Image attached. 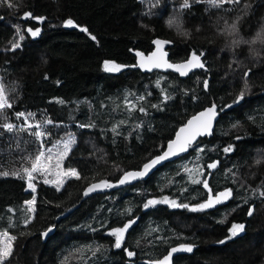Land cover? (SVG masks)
I'll return each mask as SVG.
<instances>
[{
  "label": "trees",
  "instance_id": "obj_1",
  "mask_svg": "<svg viewBox=\"0 0 264 264\" xmlns=\"http://www.w3.org/2000/svg\"><path fill=\"white\" fill-rule=\"evenodd\" d=\"M185 2L0 0V84L11 110L42 111L52 125L70 131L75 143L63 165L81 176L59 191L37 182L34 192L13 175L16 170L0 176V232L17 237L8 264H152L181 244L192 251L172 264H264V0H187V8ZM25 13L46 18L37 38L25 30L40 23L23 19ZM69 18L96 41L78 27H65ZM18 29L25 38L12 50ZM154 37L171 41L172 62L202 52L204 68L186 76L134 69L136 52L148 54ZM106 60L124 67L107 72ZM241 92L244 98L236 102ZM164 94L170 99L164 101ZM126 100L135 107L129 110ZM211 105L220 111L215 129L187 154L134 185L83 199L89 184L116 181L160 154L179 126ZM0 130L10 142L2 143L0 154H19L23 148L14 144L27 140L15 129ZM215 159L218 169H206ZM185 168L203 172L196 178L209 180L213 193L231 189V198L192 211L207 194ZM33 196L35 213L24 203ZM164 197L188 207L144 208ZM130 219L135 223L116 248L111 230ZM234 223L245 228L227 239ZM51 226L55 230L43 240L41 233Z\"/></svg>",
  "mask_w": 264,
  "mask_h": 264
},
{
  "label": "snow or ice",
  "instance_id": "obj_2",
  "mask_svg": "<svg viewBox=\"0 0 264 264\" xmlns=\"http://www.w3.org/2000/svg\"><path fill=\"white\" fill-rule=\"evenodd\" d=\"M210 3L216 4L217 0H209ZM229 2L234 3H240V0H229ZM183 7L187 8L189 7L187 0ZM34 19L38 22H43L46 18L44 17H33L31 13H25L23 19ZM174 22L170 21L169 24L172 26ZM65 27H78L80 30L84 33H88L91 40L96 41V37L91 35L88 32L87 27H81L79 25L75 24V21H73L71 18L67 19L64 22ZM177 29L179 30V24L176 25ZM19 34V29L17 30ZM27 33H29L32 37H37L41 29L39 27L35 28L33 30L32 28H27L25 30ZM229 31H235V28L233 27ZM182 35H188L186 32H181ZM24 35H19V39L22 41L24 39ZM258 38L259 34H258ZM264 42V40H262ZM170 42L168 41H161L159 39L154 40L153 44L157 46V50L153 51L150 55L145 56L142 52H136V55L140 57L138 65L140 68L144 69H151V68H170L175 69L181 76H185L188 74L189 71L192 69L204 68V64L201 62V57L204 55L202 52L198 55L196 50H193L190 54V57L182 63L179 64H171L168 63L164 57L166 53H164L160 46L164 44H168ZM234 44H238L239 41H234ZM20 47L19 43L12 44L11 48L12 50H15ZM104 69L107 72H117L120 71L122 65H119L115 63L114 61H104L103 63ZM248 74L245 73V76ZM47 78V77H46ZM157 86H159V81H157ZM204 86L207 87V81H204ZM247 87V86H245ZM244 98V92H241L240 95L237 97V101L239 102ZM140 100L145 99V97L141 96L139 97ZM170 99V97L167 94L163 95V100L167 101ZM60 103H63V101H60ZM126 105H128L129 110L134 108L135 105L131 101H125ZM12 104L9 102L8 97L5 95V92L3 90V87L0 86V116H4V119L7 120V116L4 115L5 110L11 109ZM156 107V106H153ZM230 107V106H226ZM139 111L143 112L145 109L143 107L139 108ZM16 118L19 120L20 118H23L24 123L22 125H15L11 122H6L3 125H0L4 130L7 132H12L14 129L19 131H27L30 132L32 136H34L38 141H40V148L35 154L34 158L31 160L26 161L30 164V166L22 167L20 171L14 172L13 175L17 176L18 178L26 179L27 181V187L31 189L33 192L35 191V184L33 183L34 180L37 178V174L43 177V183L44 184H50L54 185L56 190L59 191L62 186L64 185L65 181L69 178H75L77 180L81 179L80 173L75 168H63V162L68 156V153L70 151L71 145L75 142L71 137L63 142H58L57 145H54L53 147L45 148V137L49 135L47 132H45L43 129L45 125L52 124L53 121L46 120L43 122H36L31 123L34 114H25L23 112L16 113ZM217 115L216 112V106L213 105L210 108L205 109L203 112H200L196 116H194L192 119L188 120L187 123L183 126H181L175 133V138L170 140L162 151V153L156 157L150 158L149 162L145 163L140 171H128L124 172L121 178L118 180L119 185H123L125 183H129L133 180H136L138 178L144 177L147 175L153 168H155L157 165L162 164L164 161L171 159L172 157L178 156L181 153L187 152L190 148L193 147L194 143L197 141V138L202 135H210L212 130V124L213 120L215 119ZM123 123V121L121 122ZM119 127V125H117ZM32 129H35V131H32ZM116 129L114 128L113 131ZM163 147V146H162ZM55 149V150H54ZM199 151H204V149H199ZM224 151L230 152L232 151V147L229 146L224 149ZM257 163H260V161H257ZM218 162H212L210 164H207L205 166L206 169H215L217 167ZM185 171L189 173L190 177L192 178L193 183L203 184V187L208 190V198L204 203L198 204L194 207H192V211H202L204 209H210L214 207L217 204L222 203L223 201L227 200L232 195L231 189H226L224 192H219L216 194L212 193V190L209 188V184L207 179L200 180L196 177L198 175H203L204 173L201 171H198L197 168L188 169L185 168ZM3 175H8L7 172H4ZM51 177V178H50ZM113 183L107 181V180H101L98 183H94L89 185V187L85 190L84 195H88V193L95 191L100 188H110L114 187ZM261 196H264V192L260 193ZM25 205H27L26 211L35 213V204H36V197L33 196L31 200L25 201ZM156 204H168L170 207L177 208V207H185L187 208L188 205H181L178 204L175 200H170L168 197H164L163 199H150L147 201V203L144 204V208H149L150 206L156 205ZM249 215L253 214V210L249 209ZM30 222V218L25 220V224ZM135 221L130 219L127 223L123 225L121 228H116L111 230V235L115 237V247L120 248L122 246V242L124 240V234L125 232L134 224ZM245 228L244 224H236L234 223L232 227L229 229V237L227 239H231L235 236H237L240 232H242ZM48 231H51V228L48 229ZM48 232L42 233L43 236H46ZM17 239V237L12 236L9 234L7 230L0 232V264H8L10 258L14 254V241ZM225 241H221L220 243H224ZM181 248L187 252L192 251L191 245H184L181 246ZM178 251V249L173 248L169 252V254L165 257H163L162 260L152 262V264H170V257L173 253ZM127 255L129 257L133 256L134 253L131 251L127 252Z\"/></svg>",
  "mask_w": 264,
  "mask_h": 264
},
{
  "label": "rangeland",
  "instance_id": "obj_3",
  "mask_svg": "<svg viewBox=\"0 0 264 264\" xmlns=\"http://www.w3.org/2000/svg\"><path fill=\"white\" fill-rule=\"evenodd\" d=\"M19 35H22L21 31H19V34L17 32L16 40L14 41V43H19V44L22 43V41L19 39ZM0 86H1V84H0ZM5 95L8 97L7 93H5ZM8 100H9V97H8ZM9 102H10V100H9ZM9 110L12 112L11 113L12 117L10 115H8L7 120H5L4 116H0V125H3L6 122H11V123L18 125V126L22 125L24 123L23 118H20L18 120L16 118V115H15L16 113H20V112H23L25 114H29V113L34 114L32 120L30 121L33 124L38 122V121L43 122V121L49 120L47 115L42 111L41 112H33V111H14L11 109H9ZM59 127L63 128V129L60 131H57V129ZM0 128L2 129V127H0ZM43 130L49 134L45 137V140H44L45 148L53 147L54 145H57L58 142L66 141L70 137L75 141L74 135L70 131H68L67 129L65 130V128L63 126L49 124V125H45ZM32 131H35V129H32ZM15 132H17L20 136H22V138L27 140V142L25 143V145H23V143L14 144V146H16V147L22 146L23 149H21L19 154L9 153L8 155H4V156H2L0 154V176H2L4 172L8 173L9 169H12L14 172L15 170L20 171L22 169V167L30 166V164L26 161L25 158H27V160H31L32 158H34L35 154H37V152L40 148V141H38L34 136H32L30 132L19 131L16 129H15ZM2 138H3V133L0 130V151L4 150L2 143L6 146L10 145V142L8 141L7 137H5V139H3V140H2ZM74 143L71 145V148L74 145ZM32 144H36V146L32 147ZM71 148H70V150H71ZM63 168L68 169V168L64 167V165H63ZM37 182H43V177L40 176L39 174H37L36 180L33 181V183L35 184V188H36ZM48 185H50V184H48ZM52 186H54V185H52ZM26 188L28 190H31L27 187V181H26ZM31 192H33V191L31 190Z\"/></svg>",
  "mask_w": 264,
  "mask_h": 264
},
{
  "label": "water",
  "instance_id": "obj_4",
  "mask_svg": "<svg viewBox=\"0 0 264 264\" xmlns=\"http://www.w3.org/2000/svg\"><path fill=\"white\" fill-rule=\"evenodd\" d=\"M39 23H40V26H38V27L41 29V32H42V27H41L42 22H39ZM36 28H37V27H36ZM33 30H35V28H33ZM41 32H40V34H41ZM40 34H39V35H40ZM29 35H30V34H29ZM39 35H38V36H39ZM38 36H37V37H38ZM37 37H33V38H37ZM157 39H159V40H161V41H168V42H170V43H168V44H164V45H161V46H160L161 50H162L164 53H166L164 59H165L168 63H171V64H179V63H182V62H185V61H186V60H185V61H181V62H172V61H170L169 58H168V51H167V48L171 45V41H170L169 39H167V38H162V37H154V38L152 39L151 44H152L153 48H152V50H151L148 54H146L145 56H148V55H150L153 51H156V50H157V46L153 44V41H154V40H157ZM139 60H140V57L137 58V61H136V63H135L134 65H138ZM133 68H134V69L144 70V71H153V70L170 71V72H174V73L180 75L175 69H170V68H167V67H164V68H151V69H144V68H140L139 66H135V67L133 66ZM197 69H200V68L192 69L191 71L188 72V74L192 73L193 71H195V70H197ZM188 74H187V75H188ZM180 76H181V75H180ZM185 76H186V75H185ZM212 106H213V105H211V106H207V107H205V108L199 110L198 112H196L195 114H193L192 116H190V117L186 120V122H185L184 124H182L181 126L185 125V124L187 123L188 120L192 119L194 116H196V115L199 114L200 112H203L205 109L210 108V107H212ZM215 106H216V105H215ZM216 112H217V115H216L215 119L213 120L211 133L214 131L215 126H216V123H217V121H218V119H219V116H220V111H219V109H218L217 106H216ZM181 126H179V127L177 128V130H178ZM177 130H176V131H177ZM176 131H175V133H176ZM175 133H174L173 137H172L170 140H172V139L175 138ZM205 136H208V135H202V136L198 137V138H197V141H198L200 138L205 137ZM170 140H169V141H170ZM169 141H168V142H169ZM197 141H196V142H197ZM168 142H167V144H168ZM196 142H195V143H196ZM195 143H194V144H195ZM167 144H166V146H167ZM166 146H165V148H166ZM187 152H188V151H187ZM187 152L181 153L180 155L175 156V157H172L171 159L164 161L162 164L157 165L155 168H153V169H152L147 175H145L144 177L138 178V179H136V180H133V181H131V182H129V183H125V184H123V185H119L117 182H118V180L121 178V176L123 175V174H122V175H121L116 181H112V182L109 181V182L113 183V184L116 185V186H114V187H110V188H100V189H97V190H95V191H92V192L88 193V195H84V192H85V190L89 187V185L94 184V183H98V182H93V183L89 184L88 186H86L85 189L83 190V199H85V198L91 196L92 194L105 193V192H109V191H112V190H118V189L124 188V187L129 186V185H134V184H136V183H138V182H140V181H142V180H145V179L149 178V177H150L153 173H155L159 168H161L162 166H164L165 164H167V163H169V162H172V161H174V160H177V159L181 158L182 156H184L185 154H187ZM161 153H162V152H161ZM161 153H160V154H161ZM160 154H158V155H160ZM158 155H156V156H158ZM156 156H154V157H156ZM152 158H153V157H152ZM147 162H149V160L146 161L145 163H147ZM213 162H218V160L215 159V160H213ZM145 163H144V164H145ZM144 164H143V165H144ZM143 165H142L139 169H134V170H129V171H140V170L142 169ZM218 166H219V162H218V164H217V167H216L215 169H212V171H216V170L218 169ZM127 172H128V171H127ZM207 181H208V184H209V180H207ZM201 187H202L203 190L206 192V194H207V198H208V190L205 189V188L203 187V184H201ZM209 188L211 189L210 186H209ZM219 192H224V191H223V190H220V191H217V192H215V193H213V192H212V193H213V194H216V193H219ZM207 198H206V200H207ZM227 200H228V199H227ZM227 200L223 201V202L220 203V204L215 205L214 207L222 206ZM72 209H73V208H71L69 211H71ZM49 228H51V231H48ZM49 228H48L47 230H45V231L42 232V233H45V232L47 231L48 234H47L46 236H43L42 233H41V236H42V239H43V240H45V239H46L49 235H51V234L53 233V231L55 230V226H51V227H49ZM184 245H185V244H181V245L173 246V248L178 249V251H176L175 253H173L172 256L170 257V264L173 263V259H174L175 256L180 255V254L188 253L187 251H185V250H183V249L181 248V246H184ZM173 248H171V249H173ZM170 251H171V250H170ZM170 251H169V252H170ZM169 252H168L167 254H165L164 256H162V257H161L160 259H158L157 261L162 260L163 257H165V256H167V255L169 254Z\"/></svg>",
  "mask_w": 264,
  "mask_h": 264
},
{
  "label": "flooded vegetation",
  "instance_id": "obj_5",
  "mask_svg": "<svg viewBox=\"0 0 264 264\" xmlns=\"http://www.w3.org/2000/svg\"><path fill=\"white\" fill-rule=\"evenodd\" d=\"M229 198H231V197H229ZM229 198H228V199H229ZM227 201H228V200H227ZM227 201H226V202H227ZM226 202H225V203H226ZM225 203H224V204H225ZM224 204H223V205H224ZM218 207H219V206H218Z\"/></svg>",
  "mask_w": 264,
  "mask_h": 264
}]
</instances>
